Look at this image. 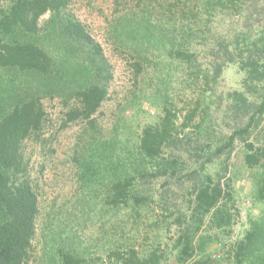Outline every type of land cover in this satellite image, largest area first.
I'll list each match as a JSON object with an SVG mask.
<instances>
[{"label": "trees", "instance_id": "trees-1", "mask_svg": "<svg viewBox=\"0 0 264 264\" xmlns=\"http://www.w3.org/2000/svg\"><path fill=\"white\" fill-rule=\"evenodd\" d=\"M205 1L217 3L226 13L224 8L234 4L244 19L225 34L202 32L198 40L203 41L197 42L188 30L183 35L175 33V24L171 30L146 15L118 16L110 25L115 45L124 46L138 60L148 58L146 52L153 46L163 61L166 78L172 65H184L189 69L188 83L200 84L201 88L178 124L177 113L163 104L167 100L151 94L152 103L160 102L156 122L143 125L134 136L129 135L131 124L117 122L109 134L101 136L95 114L108 97L113 77L101 43L75 17L69 0H0V264H89L75 236L62 230H51L40 255L32 258L39 206L24 145H46L44 100L54 99L64 108V124H84L85 137L81 135L72 156L78 178L86 189L103 186L107 201L116 205L121 200L139 212L154 199L152 193L142 190L140 182L180 173L194 162L189 156H196L199 164L189 171L193 221L180 228L173 245L179 264H213L211 255L205 253L206 235L197 233L205 216L216 229L229 228L233 223L237 209L230 176L224 182L221 179L234 142L241 139L243 163L252 171V197L261 207L256 217L249 218L242 236L228 246L226 257L231 264H264V128L255 141H247L264 118V21L255 25L246 14L254 1L264 0H248V6L239 8L236 3L240 0ZM45 14L47 17L40 21ZM196 51L207 55L198 59ZM219 54L224 57L220 62L216 60ZM225 62L236 64L244 74L241 88L226 94V110L239 121L227 136L210 125L211 107L205 103L215 99L213 87ZM134 65L137 70L143 68L139 61ZM165 77L157 76V84H163ZM189 125L194 133L190 141L194 152L184 157L186 153L179 147L183 138L176 129ZM173 145L177 152L164 155V148ZM221 156H226L223 165L219 161L218 169L210 172L208 167ZM158 263L155 251L140 258L131 248L126 258L118 255L111 264Z\"/></svg>", "mask_w": 264, "mask_h": 264}, {"label": "rangeland", "instance_id": "rangeland-1", "mask_svg": "<svg viewBox=\"0 0 264 264\" xmlns=\"http://www.w3.org/2000/svg\"><path fill=\"white\" fill-rule=\"evenodd\" d=\"M249 3L248 0H240L235 6L239 8L248 6ZM233 5L224 8L226 13L218 8L217 3L210 4L205 0H69V8L75 17L101 43L113 73L108 97L95 114L101 129L98 135L105 136L117 122H126L131 124L129 135L134 136L143 125L156 122L161 114L160 102L152 103L151 94L160 96V100H167L163 104L167 103L168 107L177 113L178 124L192 98L201 88L200 84L188 83L189 69L184 65L176 67L171 64L172 72L166 78L164 69L161 68L163 61H160L161 58L157 56L153 46L146 52L148 58L138 60V57L124 46L115 45L109 29L118 16L146 15L150 21L164 27L171 28L175 24L173 32L179 31L183 35L186 29L195 42L198 36H203L202 32L207 33L209 30L221 35L230 27L240 24L244 18L238 16ZM249 8L246 9V14L250 21L255 25L262 23L264 1H254V7ZM46 17V14L43 15L40 21ZM201 39L198 41H203ZM196 52L198 59L207 55V52ZM223 58L221 54L216 56L219 62ZM136 61L142 63L141 70L135 68ZM158 62L159 64L155 65ZM157 76L166 78L163 84H157ZM243 76L236 64L225 62L213 87L215 99L211 101V97L205 102L211 107L208 111L212 120L210 125H214L215 130L224 136L239 123L226 110V94L241 88ZM44 106L47 112L44 125L46 145L43 147L31 142L24 145L29 156L30 173L35 180L39 206L32 242V258L40 255L46 235L51 230H62L75 236L74 239L89 264H111L118 255L126 258L131 248L137 251L140 258H145L155 251L159 255L158 264H179L174 258L173 245L181 231L180 228L189 226L193 221L192 175L189 171L199 164L198 161L195 162L196 156H189V160L194 162L180 173L140 182L142 190L152 193L154 199L147 201L140 211L136 212L121 200L118 205L107 201L103 186L86 189L78 178L76 162L72 159L84 132V124H64V108L58 99L44 100ZM197 114H201L200 109ZM192 125L183 130L179 126L176 129V134L183 138L179 147L186 153L184 157L194 152L190 145L194 138ZM262 128L264 118L257 128H253L247 141H255ZM83 136L85 137L84 134ZM163 152L164 155H169V152L174 153L177 150L173 145L165 147ZM244 153V143L238 138L227 158L228 168L221 179V182H224L230 176L234 209H237L233 223L229 228L216 229L211 227L208 216H205L197 233V236L206 235L205 253L211 255L213 264H231L226 257L228 246L242 236L249 218L256 217L260 212L261 206L252 197V171L243 163ZM224 158L226 159V156H221L208 170L215 172L219 161L223 165ZM207 236L210 238L207 239Z\"/></svg>", "mask_w": 264, "mask_h": 264}]
</instances>
